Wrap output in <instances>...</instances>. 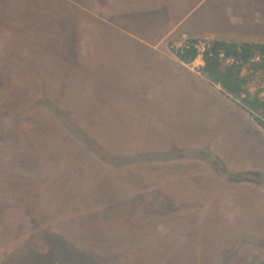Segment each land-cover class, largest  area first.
Returning <instances> with one entry per match:
<instances>
[{"label":"rangeland","instance_id":"rangeland-1","mask_svg":"<svg viewBox=\"0 0 264 264\" xmlns=\"http://www.w3.org/2000/svg\"><path fill=\"white\" fill-rule=\"evenodd\" d=\"M187 39L264 44V0H0V264H264V129Z\"/></svg>","mask_w":264,"mask_h":264},{"label":"trees","instance_id":"trees-1","mask_svg":"<svg viewBox=\"0 0 264 264\" xmlns=\"http://www.w3.org/2000/svg\"><path fill=\"white\" fill-rule=\"evenodd\" d=\"M185 43L184 48L174 51H177L176 55L183 64L192 65L198 58L196 46L199 40L189 39ZM222 54L228 58H235L237 63L228 64L221 58ZM257 56L261 57V61L253 62ZM204 62L205 65L200 69L202 76L210 84L218 87L228 99L238 100L243 94H247L242 107L264 129V44H239L215 40L204 55ZM252 88L255 90L254 94H250ZM55 242L49 243L50 246H55V252L44 254L43 261L41 260L39 264L99 263L98 257L91 251L84 252L67 241L68 246H57Z\"/></svg>","mask_w":264,"mask_h":264},{"label":"built area","instance_id":"built-area-1","mask_svg":"<svg viewBox=\"0 0 264 264\" xmlns=\"http://www.w3.org/2000/svg\"><path fill=\"white\" fill-rule=\"evenodd\" d=\"M185 42L184 43L183 42L178 43V45L176 46V50H180V49L184 48V46L186 45ZM211 44L212 43L210 41H208L207 39H203V40H200L196 46V49L198 51V58H197L196 62H198L201 66L205 65L204 55L207 52V50L210 49ZM221 58L224 59L230 65H234L237 63V60L235 58H228V57H225V55H223V54L221 55ZM260 61H261L260 56H257L253 59V62H260ZM250 94H253L252 89L250 90ZM247 96H248L247 94H243L241 99L236 100V99L232 98V100H234L237 104H240V103H243L244 99H246Z\"/></svg>","mask_w":264,"mask_h":264},{"label":"crops","instance_id":"crops-1","mask_svg":"<svg viewBox=\"0 0 264 264\" xmlns=\"http://www.w3.org/2000/svg\"><path fill=\"white\" fill-rule=\"evenodd\" d=\"M175 29H176V28H175ZM175 29H171L167 35H168V36L173 35V33L176 32V31H174ZM181 63H182V62H181ZM182 64H183V63H182Z\"/></svg>","mask_w":264,"mask_h":264}]
</instances>
